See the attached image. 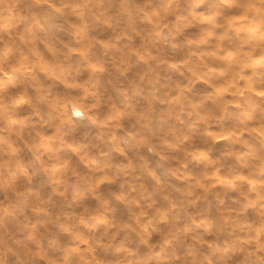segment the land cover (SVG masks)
I'll list each match as a JSON object with an SVG mask.
<instances>
[{"label": "rangeland", "instance_id": "1", "mask_svg": "<svg viewBox=\"0 0 264 264\" xmlns=\"http://www.w3.org/2000/svg\"><path fill=\"white\" fill-rule=\"evenodd\" d=\"M255 1L0 0V264H264Z\"/></svg>", "mask_w": 264, "mask_h": 264}, {"label": "bare ground", "instance_id": "2", "mask_svg": "<svg viewBox=\"0 0 264 264\" xmlns=\"http://www.w3.org/2000/svg\"><path fill=\"white\" fill-rule=\"evenodd\" d=\"M248 2H250V1H248ZM261 3H262V5L259 3V1H255L253 3L252 8H251V9H253L251 11H254V13L256 14V16H260V18H259V20L261 19L260 22L257 23V20L251 19V20H248L249 22L246 21L247 24L243 25L244 30H246L247 33H248V36L251 39H253V40H255L257 37L260 38V39L261 38H264V30H263V33L260 30H256L257 28L264 27V26L261 25L264 22V3L263 2H261ZM251 13H253V12H251ZM263 25H264V23H263ZM6 39L8 40L9 43H13L14 41L17 40V37L14 36V34H11L10 33ZM17 51H18V49H15L14 50V53H16ZM238 54H239V51H238ZM255 56H256V52H253L252 54L248 55L244 59L245 60L244 61V66L246 68H248V69H251V70L253 69V67H256V70L259 69V71H257L258 76L255 77V78H251L250 77V80H249L248 84L251 87L254 86V85H259L261 87V85L264 84V70H262V69H264V61H261L259 59H256ZM237 59H240V58H237ZM32 73H34V72H33V68L31 67L30 68V71L28 72V74L31 75ZM5 81L8 82V83H10L12 81L11 80V77L10 76H7V79ZM4 83H5L4 81L0 80V97L1 98L3 96H5V94H7V93L10 92L9 89H8L9 87H3V86H1ZM19 84L24 85L23 84V81L22 82H19ZM259 89L260 88H257L256 89L258 91V94H259ZM11 95L12 96H11L10 102L8 104L4 105V109L6 110V112H13L14 114L11 115V116L6 117V119H7L6 121H9L12 118H16V117L19 116V114L23 113V111H22L23 110L22 109L23 107L22 106L25 105L27 102H29V100H27L25 98L26 93H24V91H23V89H22L21 86H19V89L18 90H16L15 92H12ZM29 104H30V102H29ZM75 109H77V108L74 107V111H75ZM35 111H36V108H33V112H35ZM85 118L88 121H91L92 120V117L88 113L85 115ZM259 134H261L260 136H261V138L264 141V128L261 129V131L259 132ZM260 159H262V156H261Z\"/></svg>", "mask_w": 264, "mask_h": 264}, {"label": "clouds", "instance_id": "3", "mask_svg": "<svg viewBox=\"0 0 264 264\" xmlns=\"http://www.w3.org/2000/svg\"><path fill=\"white\" fill-rule=\"evenodd\" d=\"M74 114L77 115V116H82L83 115V112H82V110H80L79 108H77V109H75Z\"/></svg>", "mask_w": 264, "mask_h": 264}]
</instances>
